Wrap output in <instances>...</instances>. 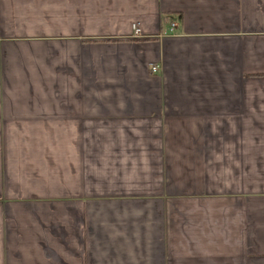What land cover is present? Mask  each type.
Wrapping results in <instances>:
<instances>
[{
    "label": "crops",
    "instance_id": "crops-1",
    "mask_svg": "<svg viewBox=\"0 0 264 264\" xmlns=\"http://www.w3.org/2000/svg\"><path fill=\"white\" fill-rule=\"evenodd\" d=\"M0 264H264V0H0Z\"/></svg>",
    "mask_w": 264,
    "mask_h": 264
},
{
    "label": "built area",
    "instance_id": "built-area-1",
    "mask_svg": "<svg viewBox=\"0 0 264 264\" xmlns=\"http://www.w3.org/2000/svg\"><path fill=\"white\" fill-rule=\"evenodd\" d=\"M175 24H171V31L174 30ZM133 31L136 34L138 32V28L136 25H133ZM152 72H156L157 71V67H152L151 68Z\"/></svg>",
    "mask_w": 264,
    "mask_h": 264
}]
</instances>
